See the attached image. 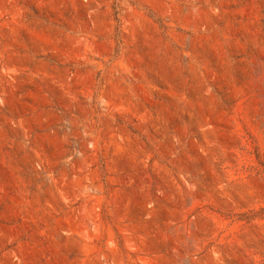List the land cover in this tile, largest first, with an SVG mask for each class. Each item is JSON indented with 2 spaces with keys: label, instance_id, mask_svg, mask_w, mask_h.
<instances>
[{
  "label": "rangeland",
  "instance_id": "rangeland-1",
  "mask_svg": "<svg viewBox=\"0 0 264 264\" xmlns=\"http://www.w3.org/2000/svg\"><path fill=\"white\" fill-rule=\"evenodd\" d=\"M0 264H264V0H0Z\"/></svg>",
  "mask_w": 264,
  "mask_h": 264
}]
</instances>
